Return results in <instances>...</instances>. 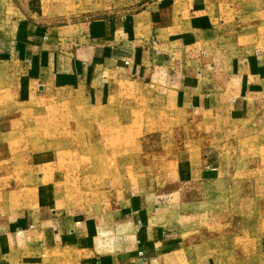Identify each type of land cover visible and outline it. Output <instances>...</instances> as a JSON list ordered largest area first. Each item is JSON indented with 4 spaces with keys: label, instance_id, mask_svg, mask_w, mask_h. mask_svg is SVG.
<instances>
[{
    "label": "rangeland",
    "instance_id": "obj_1",
    "mask_svg": "<svg viewBox=\"0 0 264 264\" xmlns=\"http://www.w3.org/2000/svg\"><path fill=\"white\" fill-rule=\"evenodd\" d=\"M194 1L187 7L216 13L227 38L264 52V0ZM130 12L118 0H0V30L8 28L11 37L26 22L51 32ZM17 47L15 59L0 58V264H81L59 248L23 252L25 233L17 223L50 201L112 232L113 211L133 197L166 205L163 220L175 243L164 264H264V133L258 126L231 130L232 120L174 107L168 95H155L132 77L114 80L105 105L47 83L39 89L16 74ZM205 155L211 160L204 162ZM214 164L218 173H200ZM13 235L18 247L8 251Z\"/></svg>",
    "mask_w": 264,
    "mask_h": 264
},
{
    "label": "crops",
    "instance_id": "obj_2",
    "mask_svg": "<svg viewBox=\"0 0 264 264\" xmlns=\"http://www.w3.org/2000/svg\"><path fill=\"white\" fill-rule=\"evenodd\" d=\"M118 1L131 12L54 27L53 32L26 22L11 37L8 28L0 30V58L15 59L18 46L21 59L15 72L20 80L35 82L39 89L48 84L81 93L94 106L110 101L114 80L132 77L155 95H168L174 107L200 111L216 122L232 120L231 130L240 133L253 132L254 125L264 133V118L259 119L264 117V52L227 38L226 25L216 20V13L187 7L194 0ZM46 32L50 36H44ZM262 142L264 147V136ZM207 159L211 160L205 155L203 161ZM217 169L214 164L200 173L215 174ZM152 201L138 197L125 201L113 211L112 232L91 217L62 212L50 201L41 203L38 213H28L16 225L25 233L19 248L23 252L59 248L81 264H164L175 241L163 220L166 205ZM11 242L8 251L15 244ZM30 254L25 256L33 259Z\"/></svg>",
    "mask_w": 264,
    "mask_h": 264
},
{
    "label": "built area",
    "instance_id": "obj_3",
    "mask_svg": "<svg viewBox=\"0 0 264 264\" xmlns=\"http://www.w3.org/2000/svg\"><path fill=\"white\" fill-rule=\"evenodd\" d=\"M18 233H21V232L19 231ZM139 255H140V256L142 255V252H141V251H139Z\"/></svg>",
    "mask_w": 264,
    "mask_h": 264
}]
</instances>
